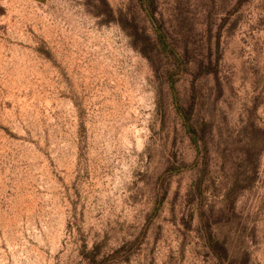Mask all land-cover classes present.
Wrapping results in <instances>:
<instances>
[{
    "label": "rangeland",
    "instance_id": "obj_1",
    "mask_svg": "<svg viewBox=\"0 0 264 264\" xmlns=\"http://www.w3.org/2000/svg\"><path fill=\"white\" fill-rule=\"evenodd\" d=\"M0 264H264V0H0Z\"/></svg>",
    "mask_w": 264,
    "mask_h": 264
}]
</instances>
